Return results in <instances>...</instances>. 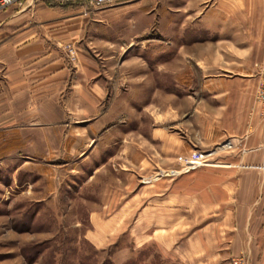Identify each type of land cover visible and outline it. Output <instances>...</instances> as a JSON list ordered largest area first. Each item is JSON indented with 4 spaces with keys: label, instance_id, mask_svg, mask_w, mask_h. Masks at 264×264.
Instances as JSON below:
<instances>
[{
    "label": "crops",
    "instance_id": "obj_1",
    "mask_svg": "<svg viewBox=\"0 0 264 264\" xmlns=\"http://www.w3.org/2000/svg\"><path fill=\"white\" fill-rule=\"evenodd\" d=\"M164 3L116 0L82 16L75 15L80 12L75 0H28L0 10L4 157L44 145L38 100L44 84H60L66 76L59 47L77 45L88 53L78 60L84 85L76 96L86 114L98 115L84 126L88 146L116 148L110 158L116 161L115 198L103 203L104 210L115 214L90 219L87 238L92 246L101 247L112 228L125 225L124 213L136 209L142 190L122 200L136 173L171 164L194 150H215L211 160L216 165L182 174L176 196L170 192L162 202L163 214L147 218L137 242L153 245L162 257L179 264H228L239 255L250 264H264V117L254 100L258 78L252 73V66L264 59L258 44L264 41V0H182L179 32L210 36L211 52L216 51L205 64L196 59L193 74L182 71V59L170 57L171 21L163 16ZM203 44L192 45L199 49ZM226 47L232 54L219 59V50ZM108 68H114V76ZM172 79L182 83L181 142L153 125L154 110L163 115L175 104L164 97L170 95ZM108 92L114 93L112 103L95 110ZM145 100L148 123L134 122ZM119 118L125 119L124 126L113 124ZM28 121L35 123L28 127ZM97 128L105 130L99 137ZM124 130L130 131L123 135ZM224 141L231 144L227 150L219 147ZM124 145L131 150L128 154H123ZM124 240L128 245L134 241L130 232Z\"/></svg>",
    "mask_w": 264,
    "mask_h": 264
},
{
    "label": "rangeland",
    "instance_id": "obj_2",
    "mask_svg": "<svg viewBox=\"0 0 264 264\" xmlns=\"http://www.w3.org/2000/svg\"><path fill=\"white\" fill-rule=\"evenodd\" d=\"M75 4L74 7H79L80 10L75 13L76 16H82L84 11L96 10L83 0H75ZM183 6L185 4H182V0H165L163 16L166 17L167 14L171 21V59H182V71L186 69L189 74H193L196 59L205 64L216 51L211 52L210 36L203 35L198 38L179 32ZM187 22L190 23L189 19ZM256 37L259 36H254ZM182 43L187 44L186 49L179 46ZM194 43H204V46L196 49L192 45ZM258 44L264 49V41L261 40ZM82 50H78L77 45L59 47V57L66 64V76L60 80V84L53 82L43 85L42 97L38 100L42 121H37L43 130L42 148L27 153L13 151L9 157H4L6 154L0 145V264H179L178 260H172L171 257H162L153 245L138 244L137 241L144 236L147 218L163 214L164 198L170 192L176 196L178 181L182 176V155L171 164L155 165L153 170L142 175L136 173L132 187L124 191L122 200L126 202L137 192L139 195L140 190L142 193L136 209L124 213L127 215L125 225L116 230L112 228L111 234L106 236L101 247L95 248L87 238L88 231L91 230V218L98 219L99 215L101 218H109L115 214L113 210H104L103 203L109 202L111 198L114 200L113 190L117 180L114 177L116 161L110 159L116 148L105 150L99 145L94 148L88 146L87 135L84 133V126L95 121L98 115L86 114L87 111L76 96L84 85L78 60L88 52ZM222 50L224 51L219 50L223 55L220 57L219 54V59H227V53L232 54L227 47ZM207 68L210 69L208 66ZM1 69L0 91L4 83ZM100 69L102 71L103 67L100 66ZM108 69L114 76V68ZM252 71L258 78L257 89L264 79V59L252 66ZM194 86L191 83L189 88L193 89ZM170 87V95L166 93L164 97L167 99L170 96L176 105L172 104V108L168 112L164 111L163 115L154 110L156 121L152 123L155 127L164 128L166 133L181 142L182 109L178 104H182V83L172 79ZM113 95L114 93L108 92L100 105L96 102L95 110H100L101 107L104 110L109 106L114 99ZM144 102V106L140 108L143 109L140 119L134 122L148 123L146 105L149 101ZM260 116L264 117L261 114ZM30 118L34 120V116L30 117L28 114V120ZM34 123L28 121L27 126H33ZM113 124L124 126L125 119L114 120ZM103 131L105 130L98 131L97 128L96 137ZM129 131L124 130L122 134ZM137 148L146 154L144 147ZM122 150L123 154L131 151L125 145ZM107 159L108 163L105 162ZM123 182H127L125 178ZM129 232L134 239L129 242L130 246L124 240ZM126 245L129 250L125 248ZM175 251L179 253V250Z\"/></svg>",
    "mask_w": 264,
    "mask_h": 264
},
{
    "label": "built area",
    "instance_id": "obj_3",
    "mask_svg": "<svg viewBox=\"0 0 264 264\" xmlns=\"http://www.w3.org/2000/svg\"><path fill=\"white\" fill-rule=\"evenodd\" d=\"M28 0H0V10H3L12 5H20ZM92 9H101L113 5L116 0H83ZM255 101L259 107L261 115H264V79L260 82L255 92ZM222 150H227L231 147L229 141H224L220 146ZM215 153V150L200 151L194 150L187 155L182 156L180 159V170L182 174L190 171L216 165L212 162L211 157ZM229 264H248L247 260L239 255L229 260Z\"/></svg>",
    "mask_w": 264,
    "mask_h": 264
}]
</instances>
